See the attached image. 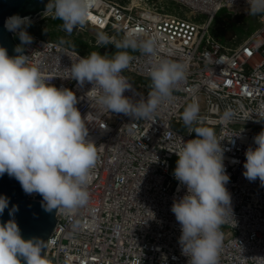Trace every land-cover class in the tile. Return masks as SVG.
Here are the masks:
<instances>
[{
    "label": "built area",
    "instance_id": "1",
    "mask_svg": "<svg viewBox=\"0 0 264 264\" xmlns=\"http://www.w3.org/2000/svg\"><path fill=\"white\" fill-rule=\"evenodd\" d=\"M174 1L196 16L205 15V20L165 12L154 4L143 7L138 0H101L87 22L116 40L127 34L138 40L158 37L153 56L128 50L133 60L123 75L132 87L124 95L133 102L147 99L151 81L133 82L126 72L150 79L149 69L161 59L186 65L187 78L174 99L151 118L97 112L92 84L80 86L70 77L72 64L87 55L56 38L27 31L33 40L24 45V54L49 83L75 93L82 118L92 114L85 122L86 139L98 148L87 205L72 216L56 213L45 253L49 264H188L171 207L187 191L173 175L178 159L174 151L181 137L185 142L196 138L181 118L193 102L200 106L203 126L213 128L221 140L230 177L226 188L235 227L231 222L222 226L219 264H264V185L243 175L245 153L257 147L254 137L264 130V121H257L264 118V19L260 17L262 25L255 33L230 47L210 27L219 10L246 9L247 0ZM52 15L45 11L43 16ZM228 107L236 115L233 122L222 124L220 115Z\"/></svg>",
    "mask_w": 264,
    "mask_h": 264
},
{
    "label": "clouds",
    "instance_id": "2",
    "mask_svg": "<svg viewBox=\"0 0 264 264\" xmlns=\"http://www.w3.org/2000/svg\"><path fill=\"white\" fill-rule=\"evenodd\" d=\"M101 0H49L46 12L52 19H60L61 30L71 35L82 30L91 10ZM248 15L264 19V0H247ZM28 17L11 16L5 28L15 33L21 44L15 57H9L0 47V176L7 173L14 177L26 194L42 196V208L54 209L72 216L87 205V186L92 182V170L98 160L97 145L86 139V121L77 109L75 93L67 88L51 85L24 54V45L33 38L26 31ZM97 45L112 44L117 49L109 58L93 51L72 64L70 77L80 86L86 82L95 90L94 108L97 112L124 114L132 120L151 118L160 106L174 99L173 93L187 78L185 64L161 59L148 72L150 90L147 99L133 102L124 95L132 85L123 75L133 56L128 51H139L153 56L158 51V37L138 40L131 34L116 40L105 33L97 36ZM235 112L226 108L220 122H233ZM182 121L188 133L196 138H180L174 177L186 188V194L174 200L171 211L180 224L179 244L188 264H219L223 246L222 226L235 220L231 211V196L226 188L229 175L223 163L224 149L215 130L203 126L197 102L188 104L182 112ZM264 121V118L257 119ZM193 125H197L193 127ZM255 149L245 153L243 175L249 181L259 178L264 185V130L254 137ZM9 200L0 196V214L8 207ZM18 211L13 205L10 216ZM46 242L39 238L23 239L14 218L0 223V264H49L42 255Z\"/></svg>",
    "mask_w": 264,
    "mask_h": 264
},
{
    "label": "water",
    "instance_id": "3",
    "mask_svg": "<svg viewBox=\"0 0 264 264\" xmlns=\"http://www.w3.org/2000/svg\"><path fill=\"white\" fill-rule=\"evenodd\" d=\"M49 0H0V47H4L9 57H15L18 53L15 51L18 43L12 32L5 28L7 18L18 15L28 17L30 23L43 25L49 18L43 16L46 11V5ZM112 52L114 45L102 48L100 51ZM58 88L57 84L50 83ZM0 196H5L9 200L8 207L0 214V223H5L14 218L23 239L39 238L47 242L57 223V210L47 212L42 208V196L38 193L32 195L26 194L20 183L7 173L0 176ZM13 205L18 206V211L14 216L9 215ZM46 248L42 249V255H45ZM21 264L26 262L21 258Z\"/></svg>",
    "mask_w": 264,
    "mask_h": 264
},
{
    "label": "rangeland",
    "instance_id": "4",
    "mask_svg": "<svg viewBox=\"0 0 264 264\" xmlns=\"http://www.w3.org/2000/svg\"><path fill=\"white\" fill-rule=\"evenodd\" d=\"M121 3H128L130 0H116ZM140 5L145 7L148 4L158 7V9L165 12L174 13L182 17H192L195 16L196 20L204 21L205 15H194L189 11L188 8L182 7L178 2L174 0H149L148 2L143 0H138ZM30 23L28 30L35 36L45 37V38H56L70 47H73L79 50L82 54L88 55L93 51L99 52L102 56H108L111 58L117 51L114 46L112 52L107 53L106 49L101 53V49L108 47V45H97V36L100 33H103L100 29L90 24H87L82 30H75L71 35H67L64 31L61 30L60 25L55 24L51 21H47L44 27H37V24ZM41 25V26H43ZM262 25L259 16L248 15V8L241 9L237 8L233 11H230L226 8L219 10L216 14V17L213 20V23L210 27V32L215 37H217L224 45L234 47L240 42L244 41L250 37L253 33L256 32L258 28ZM17 41L21 44L19 37H16ZM120 39V38H119ZM129 78L133 82L139 80L148 82L150 79L142 78L134 74L126 72ZM177 160V158L175 159Z\"/></svg>",
    "mask_w": 264,
    "mask_h": 264
},
{
    "label": "trees",
    "instance_id": "5",
    "mask_svg": "<svg viewBox=\"0 0 264 264\" xmlns=\"http://www.w3.org/2000/svg\"><path fill=\"white\" fill-rule=\"evenodd\" d=\"M49 21H51V22H53V23H55V24H59V23H61L62 21L60 20V19H49ZM33 24H35V23H33ZM32 24V25H33ZM46 24V23H45ZM37 27L39 26V27H44L45 25H43V26H41L40 24H37L36 25ZM26 31H28L29 32V30H28V27L26 28Z\"/></svg>",
    "mask_w": 264,
    "mask_h": 264
},
{
    "label": "bare ground",
    "instance_id": "6",
    "mask_svg": "<svg viewBox=\"0 0 264 264\" xmlns=\"http://www.w3.org/2000/svg\"><path fill=\"white\" fill-rule=\"evenodd\" d=\"M91 14V13H90Z\"/></svg>",
    "mask_w": 264,
    "mask_h": 264
},
{
    "label": "flooded vegetation",
    "instance_id": "7",
    "mask_svg": "<svg viewBox=\"0 0 264 264\" xmlns=\"http://www.w3.org/2000/svg\"><path fill=\"white\" fill-rule=\"evenodd\" d=\"M111 45V44H110Z\"/></svg>",
    "mask_w": 264,
    "mask_h": 264
}]
</instances>
